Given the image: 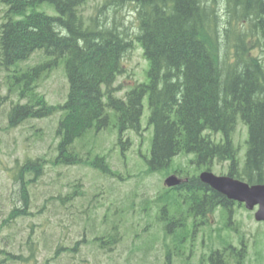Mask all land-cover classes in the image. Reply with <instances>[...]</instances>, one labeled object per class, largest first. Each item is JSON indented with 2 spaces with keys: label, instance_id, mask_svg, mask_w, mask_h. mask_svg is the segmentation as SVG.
<instances>
[{
  "label": "trees",
  "instance_id": "obj_1",
  "mask_svg": "<svg viewBox=\"0 0 264 264\" xmlns=\"http://www.w3.org/2000/svg\"><path fill=\"white\" fill-rule=\"evenodd\" d=\"M124 1L137 11V39L149 68L148 80L121 98L116 96L115 82L125 72L122 58L132 40L107 19L87 20L82 10L87 0H0L4 8L0 69L14 68L12 79L19 91L8 113V128L59 112L54 163H77L81 160L70 151L75 139L101 130L111 118L119 123L120 134L126 129L139 132L147 96L148 124L154 131L150 157L145 158L149 172L168 169L179 154L193 153L199 165L211 168L215 162L229 161V175L264 183V0ZM36 51H42L45 59L21 67ZM60 61L65 65L67 96L64 103L51 104L38 84ZM239 121L248 130L242 166L234 139ZM206 131L221 137L216 140ZM88 163L104 174L118 175L104 157L96 155ZM43 169L42 157H29L18 168L16 185L23 206L15 205L0 229L30 214V185ZM31 173L35 177L27 179ZM166 191L177 201L181 198L185 208L177 205L176 212H164L162 217L170 228L179 227L180 241L207 222L208 212L231 202L196 176ZM167 208L165 203L163 209ZM229 248L235 256L244 251L231 243ZM5 254L2 262L28 258ZM209 258L211 264H227L219 249L212 248Z\"/></svg>",
  "mask_w": 264,
  "mask_h": 264
},
{
  "label": "rangeland",
  "instance_id": "obj_2",
  "mask_svg": "<svg viewBox=\"0 0 264 264\" xmlns=\"http://www.w3.org/2000/svg\"><path fill=\"white\" fill-rule=\"evenodd\" d=\"M106 2L108 4L103 8ZM82 10L87 20L93 17L103 23L107 19L132 40V48L122 58L125 72L115 82L116 94L124 97L127 90L148 80L149 61L137 39V11L131 2L124 0H87ZM48 11L56 12L54 8ZM3 15L4 8L0 6V22ZM44 59L43 52L36 51L20 66H32ZM9 73L11 75L12 71L0 69V224L15 205L23 206L16 185L19 183L16 179L18 168L23 162L29 157H42L44 173L30 185V214L0 229V251L28 258L2 262L6 254L1 252V264H166L169 248L177 251L175 264H210L208 244L221 247V240L244 249L243 254L236 256L226 253L224 260L227 264H264V223L255 220V210L243 206H234L230 221L224 209L210 213L209 224L199 226L194 236L183 243L175 238L180 231L176 227L166 235L158 215H162L160 205L169 203L167 196L170 194L165 193L164 180L171 170L150 173L147 169L145 158L150 157L154 133L153 126L148 125L147 96L143 99L141 131H125L124 146L118 140L119 130L113 119L104 130H90L73 143L72 151L82 160H91L95 154L105 155L111 167L119 173L111 176L84 162L54 163L58 154L56 128L60 113L44 119L26 120L8 128L11 102L19 98ZM10 85H13V91ZM38 91L49 103L65 101L68 82L63 61L39 81ZM238 126L235 140L243 153L247 127L242 121ZM191 155L176 156L173 168H182L189 174L197 173ZM227 166V162L218 163L214 172L226 174ZM25 177L35 176L31 173ZM173 202L178 209H185L181 206V198L178 201L175 198ZM169 205L173 207L172 213L176 212L175 207ZM191 220L188 218V222ZM105 231L118 234L114 248L106 252L98 240L93 241L95 235ZM61 247L73 251L68 253ZM58 248H61L60 256L56 253ZM32 251L34 256L29 257Z\"/></svg>",
  "mask_w": 264,
  "mask_h": 264
},
{
  "label": "water",
  "instance_id": "obj_3",
  "mask_svg": "<svg viewBox=\"0 0 264 264\" xmlns=\"http://www.w3.org/2000/svg\"><path fill=\"white\" fill-rule=\"evenodd\" d=\"M200 177L230 198L245 202L250 209L254 208L255 205H259L255 217L258 220H264V185L250 186L241 180L230 176H217L209 171L203 172ZM165 183L173 186L179 184L180 180L172 175L166 178Z\"/></svg>",
  "mask_w": 264,
  "mask_h": 264
}]
</instances>
